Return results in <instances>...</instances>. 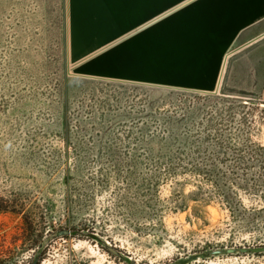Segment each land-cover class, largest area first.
<instances>
[{
  "label": "rangeland",
  "instance_id": "rangeland-1",
  "mask_svg": "<svg viewBox=\"0 0 264 264\" xmlns=\"http://www.w3.org/2000/svg\"><path fill=\"white\" fill-rule=\"evenodd\" d=\"M66 16L67 0H0V196L45 226L39 264H126L100 244L134 264H264L237 251L264 244L263 214L244 223L214 200L185 198L212 173L190 164L205 156L200 130L236 139L240 128L232 143L264 146L254 44H234L210 92L86 78L68 61ZM21 227L0 215V247L28 248Z\"/></svg>",
  "mask_w": 264,
  "mask_h": 264
},
{
  "label": "crops",
  "instance_id": "crops-1",
  "mask_svg": "<svg viewBox=\"0 0 264 264\" xmlns=\"http://www.w3.org/2000/svg\"><path fill=\"white\" fill-rule=\"evenodd\" d=\"M66 18L86 78L210 92L234 44L253 43L264 101V0H67Z\"/></svg>",
  "mask_w": 264,
  "mask_h": 264
},
{
  "label": "trees",
  "instance_id": "trees-1",
  "mask_svg": "<svg viewBox=\"0 0 264 264\" xmlns=\"http://www.w3.org/2000/svg\"><path fill=\"white\" fill-rule=\"evenodd\" d=\"M211 128L200 130V141L196 145L195 150L197 154H204V158L199 159L197 164L190 162L191 167L199 169L198 171H209L212 173L199 174L202 184L199 186L196 184L195 190L190 191L185 198L195 202L201 201L202 205L211 203L213 200L221 204V207L225 209L230 216L240 222L252 221L254 217L263 214L264 218V146L259 144H253L248 140L237 142L232 141L242 137V129L238 128L239 135L234 140L228 139L223 133L222 129H213V132H209ZM211 129V130H212ZM205 135V136H204ZM231 140V141H230ZM193 149V148H192ZM222 167L220 171L218 167ZM214 171H217L214 173ZM208 185L209 195L206 199L201 200L199 195L201 194L203 187ZM256 187H260L262 190H256ZM245 195L252 201L260 203L261 208L245 207L242 203L241 196ZM185 204H179L177 210L184 211ZM251 212V214H250ZM12 214L21 218L22 225V241L23 246H29L28 248L21 246V251L14 252L9 247H0V264H19L22 258V253L28 249H33L34 253L32 257H29L28 264L32 263L34 256H37V264L43 258V252L49 240L43 236L45 233V226L37 230L32 219L29 218V213L24 212L22 206H20L16 200L5 198L0 196V215ZM44 225V224H43ZM37 232V234L35 233ZM59 232V236L67 238L68 233L64 234ZM14 238L13 243L15 246ZM101 248L110 256L114 258H123L126 264H134L127 256H124L119 250L104 247L100 244ZM261 246H264L262 244ZM256 247V246H254ZM254 247H244V252L241 249H237L240 253L251 254L254 256L264 255L256 254L251 251ZM219 254L216 251L201 252L197 257L209 258ZM196 256V255H195ZM194 259V258H193ZM174 263H183L182 259L175 257Z\"/></svg>",
  "mask_w": 264,
  "mask_h": 264
},
{
  "label": "water",
  "instance_id": "water-1",
  "mask_svg": "<svg viewBox=\"0 0 264 264\" xmlns=\"http://www.w3.org/2000/svg\"><path fill=\"white\" fill-rule=\"evenodd\" d=\"M263 98H264V94H263ZM63 233L66 234V232H63ZM109 250L112 251V252H114L112 249H109ZM242 250H243L242 252L245 251L244 249H242ZM251 251L253 253H256V254L257 253H262V252H264V246L254 247V248L251 249ZM31 264H37V256H34Z\"/></svg>",
  "mask_w": 264,
  "mask_h": 264
}]
</instances>
